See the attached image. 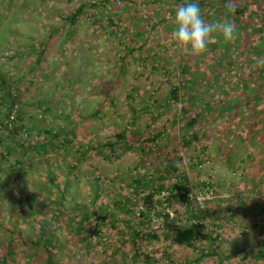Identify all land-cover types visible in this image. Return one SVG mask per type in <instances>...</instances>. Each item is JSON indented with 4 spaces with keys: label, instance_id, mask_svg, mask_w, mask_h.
<instances>
[{
    "label": "rangeland",
    "instance_id": "374dc122",
    "mask_svg": "<svg viewBox=\"0 0 264 264\" xmlns=\"http://www.w3.org/2000/svg\"><path fill=\"white\" fill-rule=\"evenodd\" d=\"M87 1L89 0H0V74L4 81L11 83L15 76H23L29 70L38 54L35 46L46 51L42 59L45 61L40 66L43 82L39 85L38 92L26 98L17 109L20 118L27 124V139L34 142L45 137L44 133L39 134L40 129L41 132L50 130L52 133H61L60 130L71 128L74 131L71 142H67L62 148L53 145L41 153L32 152L36 156V162L28 170L30 173L24 176L29 184L28 188L33 189V184L43 188L50 187L45 171L54 168L56 174L57 171L64 173L66 166L74 164L73 158H78V166L74 170L77 174L72 177L65 191V197L69 201L73 200L77 205L91 209L102 203H127L130 200L131 205L138 206V210L142 208L145 212H150V217L157 210L185 218L191 203L181 196V192L177 191V196L168 205L164 200L166 196L162 194L148 196L150 188L141 191L139 197L132 188L120 184L121 179L131 180L137 175H147V170L139 166V161H143V140L162 129L169 135L172 133L170 126L173 107H164L163 103L170 96V89L177 83L180 68L175 63L174 67L177 69L167 75L171 66L166 61L162 67L159 65L160 68L155 65L156 61L173 58L175 52L181 55L185 52L174 39L175 26L169 27L172 20H167L165 25H156L148 44L156 48L162 58L155 62L151 59L145 62V52H138L139 59L127 53L126 39L132 34L129 30L119 34L118 30L110 28L106 31L95 29L89 20L80 19L75 23L73 36L68 35V22L65 23L64 20ZM111 1L110 9L123 17L122 22L117 25H131L134 18L130 14L138 12V8L136 11L134 7H124V0ZM148 2V9H154L151 0ZM165 8L167 10L168 7ZM163 10L161 8L160 13ZM168 14L171 15L170 12ZM151 22L156 24L157 18L152 17ZM122 40L125 42L122 43ZM44 41H48V45ZM188 50L187 53L194 55ZM54 63L55 67L52 65ZM35 66L37 69V65ZM235 98L236 106L242 107V101ZM149 104L161 106V114L154 120L147 111ZM132 118L135 122L130 124ZM225 122L220 117L218 122L209 125L207 137L199 144L200 147L207 146L205 157L198 153L203 162L193 166L195 158L186 159L184 166L191 189L197 190L201 181L218 184L217 193L213 197L207 196L212 199L211 207L206 205L203 208L211 210L206 209L201 213V221L214 236H218L215 245L224 254L240 253L224 260V264H240L243 252L253 248L257 251L264 249V246H257L264 238V149L260 146L264 141L261 140L262 136H258L221 143L216 129L226 125ZM32 124L38 129L32 130ZM124 130L132 143L126 139H116V133ZM168 142L165 136L155 141L159 156L154 157L152 154V161L162 158V151H167ZM109 143H116L114 150L102 146ZM99 147L102 148L96 149ZM195 147L200 150L199 146ZM236 147L239 150H234ZM198 149L189 150L188 156H195ZM34 173L37 177H34ZM57 177V181L61 182L62 177ZM173 182H176V177ZM19 185V179L11 173L4 192L17 191ZM32 191L37 195L33 203L39 205L42 192ZM238 193L241 195L240 201L235 196ZM55 194L58 192L55 191ZM189 195L186 196L192 200ZM198 198L202 199L201 196ZM231 203L237 205L233 214L230 211ZM3 206L6 208L5 212L8 209L15 212L12 222L18 229L15 235L19 230L24 238L27 237L26 232L33 234V230L24 223L29 215L21 196L11 200L5 198ZM225 221L228 227L223 225ZM149 226L159 232L161 217L154 216ZM0 227H7L3 217H0ZM9 234V231H0V257L5 252ZM123 238L108 232L102 239H95L86 246L75 237L70 228L65 227L60 232L58 244L62 252L61 264H145L142 253L133 257L130 250H126L127 254L121 252L112 260L107 259L105 248L114 251V247ZM139 246L142 252L155 258L150 264H193L199 256V252L192 248L177 245L167 247L162 234L158 239L142 241ZM19 247L16 244V248ZM165 251L170 253V258L166 257ZM23 262L21 260V264ZM199 264L217 263L214 258H205ZM249 264H264V260L251 257Z\"/></svg>",
    "mask_w": 264,
    "mask_h": 264
},
{
    "label": "trees",
    "instance_id": "16d2710c",
    "mask_svg": "<svg viewBox=\"0 0 264 264\" xmlns=\"http://www.w3.org/2000/svg\"><path fill=\"white\" fill-rule=\"evenodd\" d=\"M124 2V7H134L136 11L138 8V12L130 14V17L134 18L131 20V25L125 27L122 24L117 25L120 21L122 22L123 17L110 9L111 0H89L81 4L75 13L64 20L65 23L68 22V35L73 36L76 22L86 19L95 29L101 28L106 31L110 28L114 31L118 30L119 34H124L128 30L132 32L126 39L128 46L126 50L135 58H140L138 52L146 53L143 57L145 62L148 59L155 62L162 58L156 48L148 44L149 38L156 25H165L167 20H172L169 27L175 26V12L185 3V0H151L155 7L151 10L148 9L150 7L148 0L141 2L124 0ZM196 2L199 4L202 19L205 22L213 24L231 22L235 26L233 38L226 41L223 39L222 32L214 31L211 33L207 50L203 54L192 55L184 48L183 55L175 52L171 59L156 61V68L162 67L164 61L171 66V69L166 72L167 75L177 69L174 67L175 63L179 64L180 68L177 83L170 89V96L163 103L164 107H173L170 126L172 133L169 135L162 129L143 140V161H139V166L147 170L146 176L137 175L131 180H120L122 186L132 188L134 194H138L139 197L145 188H150L148 196H161V194L166 196L164 200L168 202V205L171 199L177 196L176 192H181V196L191 203L190 211L184 215L185 218L171 216L167 212L157 210L150 217V212H145L142 208L138 210V206L131 205L130 200L127 203L121 201L102 203L91 209L79 206L73 200L69 201L65 197V191L72 177L77 174L74 170L78 166V158H73L74 164L66 166L64 173L56 169V174L54 168L45 171V175L49 177L50 187L43 188L33 184L36 192H42L39 205L33 203L37 195L32 191L33 189L28 188L29 184L24 178L36 162V156L32 152L41 153L48 146L53 145V147L62 148L67 142H71V135L74 132L73 128L60 130L61 133H52L50 130L41 132L42 129H40L39 134L44 133L46 136L34 142L29 141L25 135L27 124L20 118L17 109L26 98L38 92L39 85L43 82L40 66L45 61L42 59L46 51L35 46L38 54L23 76L17 75L13 82L8 83L0 74V217L5 218L7 224L6 228L0 227V231L10 232L5 252L0 257V264H21V260L24 261L23 264L33 262L61 264L62 252L58 244L60 232L65 227L70 228L75 237L86 246L95 239H102L108 232L124 237L123 241L114 247V251L111 252L107 247L105 248L108 260H112L121 252L127 254L126 250H130L133 252V257L142 253L144 263L150 264L155 258L142 252L139 244L145 240L158 239L160 234L164 235L169 248L177 245L198 251L199 256L193 264H199L205 258H214L217 264H224V260L240 254L238 252L224 254L220 247L215 245L218 236H214L201 221V213H204L206 209L211 210L203 207L210 206L212 199L199 204L196 201V194L205 195L206 192H211L214 195L217 193L218 184L201 181L196 187L197 190L191 189L188 186L189 180L185 173L184 161L195 158L193 166L203 162L202 156L205 155L207 146L200 147L199 144L207 137L209 125L218 122L220 117L225 119L226 125L216 129L220 136L219 142H232L246 137L258 138V136H262L261 140L264 141V0H233L234 12L226 7L227 0H196ZM140 6L143 7L140 8ZM165 7H168L167 10ZM161 8L164 9L162 13H160ZM152 17L157 18L156 24L151 22ZM48 43L44 41L45 45ZM162 50H164L163 47ZM52 65L56 66L55 63ZM235 97L242 101V107L236 106ZM147 109L152 120L161 114L159 113L161 106L154 107L149 104ZM133 122L135 119L132 118L130 124ZM31 129L36 130L38 127L32 124ZM187 130H189L188 133ZM126 132L124 130L116 133V139L118 141L126 139L132 143V139H127ZM161 136L169 140L167 151H162L163 156L158 159L159 161H152L154 157L159 156L155 141ZM179 140L181 143L178 144ZM115 145L116 143H109L102 146L114 150ZM196 145L200 147V150L195 147ZM260 146L264 149V142ZM220 147L222 151H225L224 147ZM197 149L195 156H188L189 150ZM234 150L239 148L236 147ZM198 153L203 155L200 156ZM11 173L19 179L20 185L17 191L7 193L4 189L9 183ZM57 176L62 177L61 182L57 181ZM34 177H37L36 173ZM174 177L176 182H173ZM55 191L58 194H55ZM192 192L193 194L189 195ZM186 195L193 199H188ZM20 196L25 201L29 215L24 223L33 230V234L26 232L25 238L22 237L20 230L15 235V231L18 230L12 223L15 212L11 209L5 212L6 208L3 206L5 198L11 200ZM44 196L47 198H43ZM235 196L238 201L241 200L239 193ZM95 198H97L96 195ZM159 202L161 203L160 200ZM236 206V203L230 204L232 214ZM154 216L161 217L159 232L149 226ZM184 219L190 221L185 222ZM223 225L229 226L227 221ZM83 230L86 232L83 233ZM16 244L20 247L16 248ZM257 246L260 248L264 246V238L257 243ZM164 253L170 258L168 251ZM251 257L264 260V249L257 251L253 248L243 252L240 264H249Z\"/></svg>",
    "mask_w": 264,
    "mask_h": 264
},
{
    "label": "clouds",
    "instance_id": "9594fccd",
    "mask_svg": "<svg viewBox=\"0 0 264 264\" xmlns=\"http://www.w3.org/2000/svg\"><path fill=\"white\" fill-rule=\"evenodd\" d=\"M226 7L234 12L233 0H227ZM214 31L222 32L223 39L229 41L233 38L235 26L228 21L221 24L205 22L196 0H185V3L177 8L174 39L179 46L189 49L193 54H203Z\"/></svg>",
    "mask_w": 264,
    "mask_h": 264
},
{
    "label": "built area",
    "instance_id": "2783aa9c",
    "mask_svg": "<svg viewBox=\"0 0 264 264\" xmlns=\"http://www.w3.org/2000/svg\"><path fill=\"white\" fill-rule=\"evenodd\" d=\"M199 196H201L202 199H199V198H198ZM199 196L196 195V199H197V202H198L199 204H200V203H203L205 200H209V199H211V198L208 199L209 196L213 197V195H212L211 192H206L205 195H203V194H199ZM207 196H208V197H207Z\"/></svg>",
    "mask_w": 264,
    "mask_h": 264
}]
</instances>
